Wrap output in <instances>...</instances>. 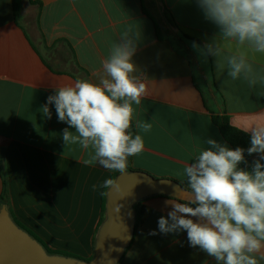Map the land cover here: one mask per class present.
<instances>
[{"label":"crops","instance_id":"crops-1","mask_svg":"<svg viewBox=\"0 0 264 264\" xmlns=\"http://www.w3.org/2000/svg\"><path fill=\"white\" fill-rule=\"evenodd\" d=\"M129 26L141 33L132 60L148 89L140 105H132L135 135L144 141V150L132 156L134 170L188 187L184 168L209 147L208 139L233 149L212 113L227 114L241 130L264 121V83L232 80L225 59L245 51L264 74V54L224 40L196 0H0V208L45 251L93 257L108 219L105 181L119 171L85 165L90 149L63 142V129H75L58 121L54 105H48L50 119L42 108L58 87L77 79L98 84L103 60ZM215 39L224 48L218 58L192 47ZM137 121L150 122L151 131L138 129ZM256 159L253 154L246 170ZM163 194L143 198L144 213L114 264H216L189 246L186 232H159V217L171 210L165 202L183 203L178 198L185 196Z\"/></svg>","mask_w":264,"mask_h":264},{"label":"clouds","instance_id":"clouds-1","mask_svg":"<svg viewBox=\"0 0 264 264\" xmlns=\"http://www.w3.org/2000/svg\"><path fill=\"white\" fill-rule=\"evenodd\" d=\"M205 18L216 24L224 40L235 41L237 48L247 46L264 54V0H196ZM141 33L129 26L112 45L103 60L99 83L77 79L74 84L56 88L47 97L42 112L51 118L48 105H54L58 121L75 132L63 129L65 146L79 145L89 150L85 165L99 164L105 169L124 173L128 157L144 150L141 135L131 132L133 104L140 105L148 89L136 75L135 55ZM201 55L218 58L224 51L220 40L201 48ZM227 75L232 80L243 78L249 85L264 83L245 51L225 58ZM224 63L216 59L218 71ZM143 132L151 131L150 122L137 121ZM250 133L247 154L258 155L251 170L240 167L247 163L245 149H231L214 139L209 147L186 165L184 174L190 190L187 202H173L167 216H160V233H187L190 247H198L216 264H260L264 261V121L242 129ZM75 133V134H74ZM112 180L105 181V187ZM155 235L156 232L151 233Z\"/></svg>","mask_w":264,"mask_h":264},{"label":"water","instance_id":"water-1","mask_svg":"<svg viewBox=\"0 0 264 264\" xmlns=\"http://www.w3.org/2000/svg\"><path fill=\"white\" fill-rule=\"evenodd\" d=\"M182 194L169 179L134 170L120 173L107 192L108 219L100 228L93 257L79 260L47 255L42 245L19 228L6 207L0 208V264H114L123 252L133 228L130 204L147 195Z\"/></svg>","mask_w":264,"mask_h":264},{"label":"trees","instance_id":"trees-1","mask_svg":"<svg viewBox=\"0 0 264 264\" xmlns=\"http://www.w3.org/2000/svg\"><path fill=\"white\" fill-rule=\"evenodd\" d=\"M15 10L17 12L18 7H17V3L14 1V11ZM211 121H212V123L214 125L217 126V128L219 129L220 134L222 135V137L232 146L233 149H235L236 147H240V148L245 149V159H246L247 163L241 164L240 167H242V168H244L246 170L247 166L250 163V159L252 157V155H248L247 151H246L247 148L250 147V134L245 132V131H243V130H241V129H239L238 127L234 126L230 122L229 116L227 114H225V113H219V114L218 113L217 114L212 113L211 114ZM131 132H132L133 137H134L135 136V127H134L133 122H132ZM261 162L264 163V161H261ZM131 163H132V156L128 157L127 172L134 171V169L131 166ZM119 174H120V172H116L113 175V177L111 179L113 181V183L111 185L107 186V187H110V186H112L114 184V182L116 180V177ZM169 180L174 182L176 184V186L182 191V193L185 194V196L183 195L182 197H180V198L177 197V198L179 200H181L182 202H187V200L190 198V195H189L190 194V190L188 189V187L184 186L182 183L178 182L175 179H169ZM163 195H166V194H163ZM143 198L138 199L136 201H133L130 204V208H131L132 213H133V228L139 222V220L141 219V217H142V215L144 213L145 205H143L141 203ZM0 199L3 202V197L2 196H0ZM133 228H132V230H133ZM131 239H132V234H131V237L129 238L126 246L124 247L123 252L126 250V248H127V246H128V244H129ZM46 252L48 254H51V255L52 254H58V255H62V256H67V255H65V253H61V252H58V251H51V250H48V249H46ZM121 256H122V254L120 255L119 258H121ZM67 257H69V256H67ZM90 259L91 258H89L87 260L84 259V261H88Z\"/></svg>","mask_w":264,"mask_h":264},{"label":"rangeland","instance_id":"rangeland-1","mask_svg":"<svg viewBox=\"0 0 264 264\" xmlns=\"http://www.w3.org/2000/svg\"><path fill=\"white\" fill-rule=\"evenodd\" d=\"M185 52H186L188 55L191 56V52H190V51H186V50H185ZM191 58H192L193 63H194L193 71H194L195 77H196L197 80H199L200 83H202V81H200L199 76H198V71H197V67H196L195 60H194V58H193L192 56H191ZM200 85L203 86L202 84H200ZM44 251H45V250H44ZM45 253H46L47 255L51 256V254H48L46 251H45ZM52 255H54V256H55V255H56V256H62V255H57V254H52ZM64 257H65V256H64Z\"/></svg>","mask_w":264,"mask_h":264}]
</instances>
